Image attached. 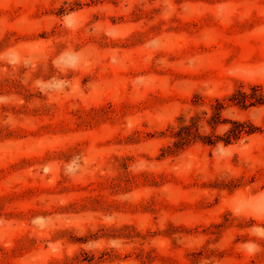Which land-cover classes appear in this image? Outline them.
Instances as JSON below:
<instances>
[{
  "label": "rangeland",
  "instance_id": "rangeland-1",
  "mask_svg": "<svg viewBox=\"0 0 264 264\" xmlns=\"http://www.w3.org/2000/svg\"><path fill=\"white\" fill-rule=\"evenodd\" d=\"M0 264H264V0H0Z\"/></svg>",
  "mask_w": 264,
  "mask_h": 264
},
{
  "label": "trees",
  "instance_id": "trees-1",
  "mask_svg": "<svg viewBox=\"0 0 264 264\" xmlns=\"http://www.w3.org/2000/svg\"><path fill=\"white\" fill-rule=\"evenodd\" d=\"M243 99H246L247 95L241 93ZM217 115V112L214 113ZM194 126L193 125H181L179 126L178 130L175 132L176 140L173 142V145L176 148H181L188 143L190 137L194 134ZM253 130L246 129L244 122L234 121L233 127L229 129L226 133V137L224 139V143H229L232 139L238 138V136L243 133H251ZM210 143V142H209Z\"/></svg>",
  "mask_w": 264,
  "mask_h": 264
}]
</instances>
